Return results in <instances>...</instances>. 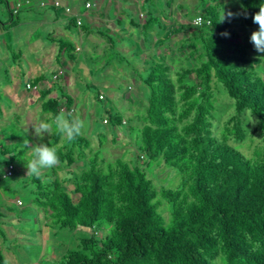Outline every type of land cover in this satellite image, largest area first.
<instances>
[{
    "label": "trees",
    "instance_id": "trees-1",
    "mask_svg": "<svg viewBox=\"0 0 264 264\" xmlns=\"http://www.w3.org/2000/svg\"><path fill=\"white\" fill-rule=\"evenodd\" d=\"M239 3V19L232 12L218 22L223 9L230 11L224 0H201L192 22L196 17L203 22L190 26L195 30L184 45L189 51L173 63L153 61L141 75L148 95L144 111L134 117L140 125L130 126L132 118L120 112L108 114L109 132L129 125L124 133L132 137L131 148L124 153L135 151L134 161L131 154L114 155L104 134L94 149L84 135L66 142L53 126L41 142L59 146V163L70 168L61 178L56 167L52 178L26 172L21 177L33 184L32 199L49 220L46 225L93 229L56 264H264V53L252 52L250 40L258 30L253 15L264 0ZM5 4L11 16L18 12ZM219 86L234 101V112L218 130L213 121ZM48 94L45 90L41 105L47 122L73 111L74 100L65 91ZM97 99H105L99 91ZM247 112L257 120L250 133ZM114 132L112 144L118 140ZM248 136L254 142L250 154L233 145ZM10 146L18 155L28 151L16 142ZM0 154L8 157L5 169L13 166L4 177L13 176L15 157L4 145ZM157 160L178 172L176 187L158 186L148 176L145 168ZM4 216L0 207V241ZM0 264H10L1 243Z\"/></svg>",
    "mask_w": 264,
    "mask_h": 264
},
{
    "label": "rangeland",
    "instance_id": "rangeland-1",
    "mask_svg": "<svg viewBox=\"0 0 264 264\" xmlns=\"http://www.w3.org/2000/svg\"><path fill=\"white\" fill-rule=\"evenodd\" d=\"M7 1L9 2L10 8L17 9L18 12L11 16L5 4L6 0H0V94L2 96L3 89H11L12 92L16 90L17 94L22 96L21 100L23 101H21L22 104L17 107H14L10 103H5V112L0 117V147L4 145L15 157L13 160V176L4 177V161L7 160L8 157L0 154V207L5 211V216L2 218L1 225L5 233V240H1L0 243L3 248V254L10 264H56L59 257L65 253L66 250L75 248L79 242V238L81 236L90 235L93 229L90 227L70 229L67 227L59 228L58 226L52 225L47 226L46 223H48L49 220L45 219L46 216L43 210L37 207L33 202V196L31 194L33 184L27 180L25 183L21 181L23 173H27V161L33 159L32 149L26 145V142L29 141V143L33 145L39 144L48 135L45 134L42 140L40 137L35 136L33 134L34 130L31 127L33 124L32 121L35 119L34 123H36L49 116L35 107V93L32 89L25 88V83L27 81L26 77L30 79V77H33L37 73H41L47 78V81L54 86V96H59L61 89L63 91H68L66 73L70 71V74L73 76L72 84L75 83L78 89L77 92L73 91L76 109L73 116H79L81 118L82 115L83 118L81 119L87 121V130L83 135L89 139L91 146L95 149L98 146V135L104 134L106 140L104 145L106 147L109 146V149L114 155L126 154V156H128L131 154L129 159L134 161L135 151L124 153L125 149L131 148L130 142L132 140V137H128V134H125L124 130L128 128L129 125L138 126L141 124L140 121L135 122L134 117H136L139 112L142 113L144 111L143 106L147 100L145 97L141 98V100L130 98L128 100L116 99L115 92L117 91L114 92L113 90H109L105 84L111 81L112 84L110 85L120 89L119 95L137 93V89H139L138 86L139 84L141 85V83H137L136 77H133L132 74L135 71H140L139 66H141L140 64L142 61L141 58L136 59L134 58L135 55H132V53L128 55L126 52L121 53L125 56V60L123 61H120L119 58H111L112 60H109L107 55H105L108 60L106 64H104L105 61L102 60L99 62L98 60L94 61V57L97 55H94L92 52L93 43L86 42L84 46H87L93 58H91L90 61H81L82 58L80 59V57L82 56V52L74 53L75 60L68 59L65 55V59L67 60L66 65L68 61L71 63L70 69L67 70V68L63 66L65 62L56 64L52 53L51 55H46L48 48H53L51 40L47 39L50 35L47 34L50 29L46 23L49 21V14L52 15V11L48 9L47 6H39L41 0H32L33 2L30 4V6H33L32 9L27 8L28 4H26L24 0ZM155 1L158 2L157 6L160 11H162L160 19L162 16L170 18L176 11L180 10L179 5H182L181 9L183 10V14H181L180 21L183 19L186 21L183 23L185 29L188 27L187 21L192 22V18L195 16L196 12L202 8L201 0H168L170 6L166 5L165 2L167 0ZM81 2L82 5H84L85 1L81 0ZM224 3L226 8L230 9V11L236 15L237 19H239L241 14L239 0H224ZM144 9L147 11L146 6ZM145 10H141L142 14L146 12ZM146 16L147 15H145V17ZM177 20L179 21V18L177 19L176 17L175 21ZM174 23H172L174 26L178 24V22ZM241 28L242 26L238 25V30L241 31ZM54 47H56V44ZM101 51V49L99 51L97 50L98 54H101ZM104 51L103 49V52ZM252 52H255L257 55L261 54L256 51L254 45L252 47ZM114 53L116 54L115 51ZM140 55L141 54H139V56ZM128 61L130 65L127 64ZM120 62L123 64L126 63V66L121 67L119 64ZM189 63L191 62L187 60L183 61V64ZM174 65H176V63H174ZM19 71L21 75H18ZM139 73L140 72H138V74ZM141 73L144 72L141 71ZM260 73L263 74L261 71ZM53 75H58V78H53ZM13 77H18L17 79L19 82L17 86V79H13ZM11 86L13 87L11 88ZM127 87L130 89L127 90ZM219 87L220 91L215 92L217 97V109L213 121V126L217 127L218 125V130L222 127L224 120L234 112V101L227 95L223 87ZM144 88L146 92L147 87L144 86ZM98 90L106 92L105 99H97ZM131 90L133 91L131 92ZM121 104L130 107V111L121 108ZM105 109H110V112H106ZM29 110H31V116L28 118V125L30 126L24 127L23 123L26 120L25 115ZM116 111L124 116L132 118V120L129 121V125L117 127V131L115 132L118 134V140L115 144H112L111 137L114 131H108V128L111 129L112 127L106 122L108 114ZM247 114L250 116V119H253L254 116H252L250 112H247ZM254 119L255 120L248 126L249 133L254 130L257 124L255 117ZM1 129L7 131V133L2 132ZM11 133L14 138L12 139L13 142L18 143L20 147H24V145L28 147V151L23 155L16 154L9 145L6 136L9 137ZM251 138L254 142H258L259 140L255 135ZM254 142L251 144L250 137L248 136L244 142L232 143L240 151L250 154ZM55 167L56 176L60 178L64 176L65 172L70 171V168L62 167L61 163H58ZM145 169L148 176L151 177L158 186L176 187L180 182V175L178 172L159 160L153 161L150 167ZM52 172V168L43 169L41 176L43 179H47L48 176L52 178ZM68 187H70V185H68ZM7 211H9V213Z\"/></svg>",
    "mask_w": 264,
    "mask_h": 264
},
{
    "label": "crops",
    "instance_id": "crops-1",
    "mask_svg": "<svg viewBox=\"0 0 264 264\" xmlns=\"http://www.w3.org/2000/svg\"><path fill=\"white\" fill-rule=\"evenodd\" d=\"M84 5H82L81 0H41L39 6L45 7L52 11V15L49 14V21H47V25L49 27V32L47 33L49 37L47 39L51 40V45L53 48H48L47 54L51 53L54 56V60L56 64L61 62H65L63 66L65 68L70 69L71 63L69 61L66 65L65 55L68 59L75 60L74 53H81V61H90L93 58L90 55V51L85 47L84 44L86 42L93 43L92 52L94 55V61L98 62L100 60L105 61L104 64L107 63L106 56L109 57V60L114 58L120 59V61L125 60V56L121 53L126 52L128 55L132 53L135 55L134 58H141V66H139L138 72H133V77H136V82L139 84V89H137V93L129 95H119V88H115L111 81L106 83L105 86L109 90H113L116 94V99H125L128 100L134 99L138 100L141 98H147V91L145 92L144 85L141 81V73L142 70L145 73L146 70L152 65L153 61H162L166 60L172 63L173 60L179 61V58L183 57L185 52V43L188 44L189 37L193 35V29L191 21H187V29H185L184 19L180 21V17L182 16V5H179L180 10L176 11L173 16L170 18L166 16L161 17L162 11H160L159 7L155 0H84ZM26 4H28L27 8L32 9L33 6L30 4L33 2L32 0H24ZM55 2H58L59 5H55ZM89 4L87 6L86 4ZM167 6L169 5V1L166 2ZM45 4V5H44ZM146 6L147 11L144 9ZM141 10H145L142 14ZM145 15H147L145 17ZM138 16V18H137ZM179 18V21H175V18ZM138 19V20H136ZM80 20L81 24L78 25L77 21ZM178 22L177 25H173L172 23ZM175 24V23H174ZM76 28V30H75ZM181 31V32H180ZM53 36V37H52ZM88 40V41H87ZM56 44V47L54 45ZM101 46V47H100ZM85 47V49H84ZM100 47V48H99ZM102 50L101 54H98L97 50ZM103 49L105 50L103 52ZM116 52V54L114 53ZM187 51L189 49L187 48ZM134 53V54H133ZM139 54H141L139 56ZM100 57V59H99ZM112 58V59H111ZM62 60V61H61ZM20 62V61H19ZM96 62V63H98ZM31 63V62H30ZM19 64V63H18ZM120 66H126V63H119ZM130 65V62L127 63ZM19 66V65H18ZM67 66V67H66ZM142 69V70H141ZM117 74V73H116ZM17 75V74H15ZM18 75H21V72H18ZM42 78L38 83L33 84L32 80L36 78ZM18 77H13V79H17ZM54 78V75H53ZM58 78V75H57ZM25 83V88L27 83H30L33 86H36V89H32L35 93V107L41 111L42 105V95L45 90H49V94L47 97H56L54 96L55 89L41 73H37L33 77L27 78ZM66 80L68 84V91H65L69 94L74 102L72 105L74 114L76 112L75 109V97L73 95V91L77 92L78 89L73 83V76L70 74V71L66 73ZM18 79L17 84L18 85ZM13 86H11L12 88ZM8 89V88H7ZM3 89L2 96L0 94V117L3 115L4 105L5 103H10L14 107L22 104L21 95H18L16 90L14 92L11 89ZM130 89L127 87V90ZM62 91V89H61ZM100 94H102L105 98L106 92L103 90H98ZM133 90H131L132 92ZM61 93V92H60ZM146 93V94H145ZM128 102V101H126ZM121 108L128 109L130 111V107L125 106V104L120 105ZM144 108V106H143ZM31 116V110L26 112L25 121L23 123L24 127H29L28 121ZM81 118L83 116L81 115ZM45 121L47 118L44 119ZM33 124L35 119L32 121ZM2 132L7 133V131L2 130ZM47 135V134H46ZM6 136V135H4ZM12 133L9 137L6 136V139L9 141V145H12L14 142L12 139Z\"/></svg>",
    "mask_w": 264,
    "mask_h": 264
},
{
    "label": "clouds",
    "instance_id": "clouds-1",
    "mask_svg": "<svg viewBox=\"0 0 264 264\" xmlns=\"http://www.w3.org/2000/svg\"><path fill=\"white\" fill-rule=\"evenodd\" d=\"M234 14L228 12L225 14L223 9L221 17L218 22H223L225 19L231 18ZM200 21L197 20V23ZM253 22L258 24V30L251 33L250 40L254 45V48L259 53H264V3L259 6V11L253 15ZM193 23V22H192ZM194 24V23H193ZM224 36H228L227 32L222 33ZM255 119L249 120L253 122ZM53 126H55L56 132L61 136L63 140L71 143L76 140L77 137L82 136L87 130V121L81 119L79 116H73L72 113L59 112L55 115L51 123L40 120L31 125L34 130V135L40 137L41 140L45 134L52 132ZM26 145L32 149L33 159L27 161V175H33L39 177L43 169L54 168L59 163V146L49 145V143L30 144L29 141Z\"/></svg>",
    "mask_w": 264,
    "mask_h": 264
},
{
    "label": "built area",
    "instance_id": "built-area-1",
    "mask_svg": "<svg viewBox=\"0 0 264 264\" xmlns=\"http://www.w3.org/2000/svg\"><path fill=\"white\" fill-rule=\"evenodd\" d=\"M55 5H59V3H58V2H55ZM86 5L89 6L88 3H87ZM197 20H199L200 22L197 23ZM202 22H203V19H202L201 17H196V18L193 20V23H194V25H196V26H200ZM207 23H209V21H207ZM77 24L80 25V24H81V21L78 20V21H77ZM54 78H57V75H54ZM26 87H27V88H30V89H36V88H37L36 86L31 85L30 83H27V84H26ZM100 97H102V96H100ZM12 168H13L12 165L8 166V167L5 169V174H6V175H11V173H12Z\"/></svg>",
    "mask_w": 264,
    "mask_h": 264
}]
</instances>
